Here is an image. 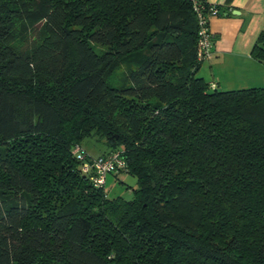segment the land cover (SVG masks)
<instances>
[{
  "label": "trees",
  "instance_id": "trees-1",
  "mask_svg": "<svg viewBox=\"0 0 264 264\" xmlns=\"http://www.w3.org/2000/svg\"><path fill=\"white\" fill-rule=\"evenodd\" d=\"M197 30L188 0H0V264H264V86L199 76ZM88 138L131 199L83 172Z\"/></svg>",
  "mask_w": 264,
  "mask_h": 264
},
{
  "label": "crops",
  "instance_id": "crops-1",
  "mask_svg": "<svg viewBox=\"0 0 264 264\" xmlns=\"http://www.w3.org/2000/svg\"><path fill=\"white\" fill-rule=\"evenodd\" d=\"M207 1L219 7V14L210 20L213 47L211 56L205 61L209 73H214L216 65L230 63L241 75L239 85L264 86V62L255 59L251 53L258 35L264 31V0ZM214 83L218 87V83ZM106 150L104 146L99 153H88L97 156Z\"/></svg>",
  "mask_w": 264,
  "mask_h": 264
},
{
  "label": "rangeland",
  "instance_id": "rangeland-1",
  "mask_svg": "<svg viewBox=\"0 0 264 264\" xmlns=\"http://www.w3.org/2000/svg\"><path fill=\"white\" fill-rule=\"evenodd\" d=\"M75 10L76 9L73 6L72 11ZM105 49L106 48H96V51L103 54ZM205 61L197 74L203 77L206 81L209 82L214 80V82L218 83V88L220 90L247 88L239 85L242 82L240 79L241 75L233 69L230 63L224 64L223 66L216 65L213 67L214 73H209L207 62ZM213 76H216L215 79H213ZM106 81L109 86L116 88H120L126 84V68L124 65L118 64L114 69L110 70L106 75ZM125 103L124 109H131V99L126 100ZM15 107L17 109V116L20 120L27 121L29 119L34 121L37 119V117L30 112V108L19 100L15 101ZM79 145L85 150V152H91L92 154L99 153L100 149L105 146L103 142L97 141L94 138L85 139L82 143H79ZM136 185V178L132 175L124 174L122 172L117 175L110 173L105 178L104 190L109 198L121 196L124 199L129 200L133 197V190L136 188ZM62 189L64 188H62L61 185L54 184V181L48 184V187L46 189L44 188L45 191L43 190V204L41 206L52 208L54 200L63 195ZM44 201L45 203L50 204L45 205ZM38 264H50V262L47 259L42 258Z\"/></svg>",
  "mask_w": 264,
  "mask_h": 264
},
{
  "label": "built area",
  "instance_id": "built-area-1",
  "mask_svg": "<svg viewBox=\"0 0 264 264\" xmlns=\"http://www.w3.org/2000/svg\"><path fill=\"white\" fill-rule=\"evenodd\" d=\"M188 1L190 2L197 22L198 60L202 63L208 60L212 54L213 34L210 29V20L219 14V8L207 0ZM211 86L213 87L214 84L212 83ZM73 152L79 160L84 161L82 165L83 172L87 174L92 172L91 181L95 185H103L107 174L126 169L125 159L119 151H110L97 156L92 159L91 164L85 162V156L87 157V155L79 145L73 148Z\"/></svg>",
  "mask_w": 264,
  "mask_h": 264
}]
</instances>
